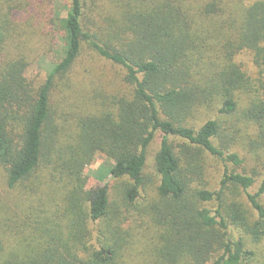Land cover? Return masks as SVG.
<instances>
[{"label":"trees","instance_id":"1","mask_svg":"<svg viewBox=\"0 0 264 264\" xmlns=\"http://www.w3.org/2000/svg\"><path fill=\"white\" fill-rule=\"evenodd\" d=\"M18 5L47 10L61 42L36 89L0 62V264H263L264 0H0V39ZM84 58L117 88L77 104ZM97 154L118 201L85 191Z\"/></svg>","mask_w":264,"mask_h":264},{"label":"rangeland","instance_id":"2","mask_svg":"<svg viewBox=\"0 0 264 264\" xmlns=\"http://www.w3.org/2000/svg\"><path fill=\"white\" fill-rule=\"evenodd\" d=\"M5 2V0H4ZM5 23L3 35L0 39V62L19 64L24 71L26 81L33 87L37 88L46 78L51 68V64L57 60V50L60 46L61 34L51 28L49 16L42 17L41 7H31L26 9L19 5L8 13L7 7H4ZM238 62L243 65L248 77L254 81L257 79V69L251 63L248 55L242 54L238 58ZM112 71L101 65L97 60L84 58L76 68L73 75V87L71 89V99L77 104H85L93 100L95 95L111 94L115 92L117 84L112 80ZM158 139V138H157ZM153 143L149 150L147 159V168L145 175L149 180L144 199L149 201L155 196V186L157 180L153 174V156L158 149V140ZM112 165L106 156L97 154L90 165H88L83 174L82 179L85 182V191L90 193L96 187L106 186L109 190L111 199L120 200L118 197V182L113 181L108 171ZM207 178L210 179L211 190L217 188L222 173V167L214 165L212 169L205 171ZM256 189H252L253 193ZM240 202L247 211L250 207L246 198L242 195ZM264 204V198H262ZM211 207V206H210ZM212 208V207H211ZM135 216L134 213H131ZM149 226V224H148ZM151 229V227L149 226ZM231 237L234 240L241 239L246 248H255L254 244L242 233L237 230H231ZM264 258V255H263ZM264 264V259H263Z\"/></svg>","mask_w":264,"mask_h":264}]
</instances>
